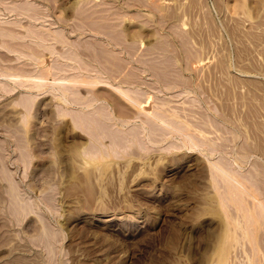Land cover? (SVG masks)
<instances>
[{"label":"rangeland","instance_id":"rangeland-1","mask_svg":"<svg viewBox=\"0 0 264 264\" xmlns=\"http://www.w3.org/2000/svg\"><path fill=\"white\" fill-rule=\"evenodd\" d=\"M155 1L0 0V264H263L264 0ZM54 76L70 78L69 103ZM100 79L138 90L139 105ZM149 100L215 136L212 158L258 191L246 183L238 202L221 190L208 153L147 122ZM104 110L152 139L127 128L125 153L87 162L83 145L116 133Z\"/></svg>","mask_w":264,"mask_h":264},{"label":"bare ground","instance_id":"bare-ground-1","mask_svg":"<svg viewBox=\"0 0 264 264\" xmlns=\"http://www.w3.org/2000/svg\"><path fill=\"white\" fill-rule=\"evenodd\" d=\"M141 1V0H140ZM142 1H144V0H142ZM147 1V0H146ZM151 1V0H150ZM155 1V0H154ZM156 2V1H155ZM141 3V2H140ZM145 5L147 4V3H144ZM149 7H150V5H148ZM243 6V5H242ZM240 9H241V7H240ZM239 9V10H240ZM158 49H161V48H158ZM42 70V69H41ZM44 71H46V69H44ZM44 71L42 72L41 71V73H37L36 75H32V76H34V77H36V79H35V81L36 82H33V85L35 86L36 84L37 85H44V84H46V82H45V75L43 74L44 73ZM48 71V70H47ZM16 75V74H15ZM20 76V75H19ZM76 77V76H75ZM74 77V78H75ZM77 78H79V77H77ZM99 78V77H98ZM98 78H96V79H98ZM64 79H67L68 80V82H69V80H70V78H68V77H66V76H54V79H53V81H54V83L56 82L58 85H53V87L54 88H56V89H58V90H56V91H61L60 93H61V97H62V99H63V101H65L66 103H69V101H68V99H67V97H66V88H68V87H66V85L62 82V80H64ZM76 79V78H75ZM80 79V78H79ZM60 80H61V82H60ZM74 80V79H73ZM81 80V79H80ZM100 80H102V81H104V82H107L108 83V85L110 86V87H112V88H114L115 90H117L119 93H121L124 97H126L131 103H133V104H136V105H139V101H137V99H136V95H135V93H137V91H136V89L135 90H133V89H131V88H129V87H123L122 85H120V84H116V85H113L110 81H108V80H104V79H100ZM26 80H24V82H25ZM72 81V80H71ZM79 81V80H78ZM78 81H76V82H78ZM98 81V80H97ZM20 82V81H19ZM29 82V81H28ZM32 82V81H31ZM87 82V81H86ZM93 82H95V81H93ZM36 83V84H35ZM53 83V82H52ZM63 83V84H62ZM70 83V82H69ZM4 85V87L6 86L7 87V85H5V83H3ZM25 84V83H24ZM49 84H51V83H49ZM68 84V83H67ZM26 85H29L30 87H31V85L30 84H26ZM32 85V86H33ZM56 86V87H55ZM72 86V85H71ZM74 87V86H73ZM73 87H71V88H73ZM77 88V87H76ZM76 88H73L72 90V92H74V89H76ZM53 90H55V89H53ZM63 90V91H62ZM55 91V92H56ZM78 91V90H77ZM136 91V92H135ZM141 91V90H140ZM54 92V93H55ZM76 92V91H75ZM70 94V93H69ZM73 95H78V92L77 93H72ZM76 95H75V97H76ZM80 95H81V93H80ZM72 96V95H71ZM73 97V96H72ZM78 97V99H79V96H77ZM82 98H83V96H82ZM92 98V99H91ZM91 98H89L88 99V103H91V105L93 104V102H95V101H97V104H98V102L100 101V104H101V102H102V105L104 104V106L107 108V109H109V108H111V106H110V102H108V100H106L105 98H97V97H91ZM73 99H77V98H74L73 97ZM72 99V100H73ZM78 99H77V101H75V102H78ZM92 101H91V100ZM27 100V99H26ZM28 101V100H27ZM81 101V100H80ZM79 101V102H80ZM86 102H87V100H86ZM86 102L84 103V104H86ZM147 103H145L146 104V106H142L141 108H140V110H139V112L140 113H143L144 115H147L149 118H147V117H145V119H149V120H147V122L149 121V123L150 124H152V126H153V124H157V126L155 125L154 127H159L160 129H162V130H164L165 129V131H162L163 133L165 132V133H168V132H172L173 134L174 133H176L177 135V137H181V138H183V142H184V144H187L189 147H191V148H195V149H198V150H201V151H204V152H206V153H208V154H206V156L208 157V160H209V166H210V169H211V172H212V178H213V180L214 179H219L218 181H220V182H223L224 184H225V186H224V184H223V186H222V183H221V190H222V188L223 187H225L226 188V190H224L225 192H227L228 193V195L229 196H232V197H234V198H236L237 199V201L238 202H242L243 201V198H245V197H243L242 198V196H241V193L244 195L245 193V190H243V189H246L244 186H246L247 187V184L246 183H249V182H244L243 181V179H241L240 177H243L244 175H247L248 176V174L246 173V174H241L240 173V176L238 177V173L237 172H235V171H237V170H239V169H237V170H235V171H233V170H231V167H229L230 168V170H229V168H227L226 166L228 165H224L223 163H225V161H221V160H223V156H222V159H220V157H217L216 159H214V158H212V155H213V153H214V150H215V148L213 147L217 142L216 141H218L217 139H216V137H215V140L216 141H214V140H211V139H214V137H212L210 134L208 135V133L209 132H205V134H207L208 136L207 137H210L211 136V138L209 139V138H206V139H209V140H211V142L208 140V142H207V140L205 139V137H204V135H203V133H201V134H199V133H196L195 131H193L192 129H190V128H188L187 127V125H185V124H182V122L181 121H178V120H173V119H171V118H169L168 116H166L165 115V113H163V110L160 108V110H162V111H159V110H157L158 108V106H156V105H154L153 106V104H152V102H151V100H149V101H146ZM87 103V104H88ZM99 104V105H100ZM90 105V106H91ZM90 106H89V108H90ZM94 106V105H93ZM96 106V105H95ZM94 106V107H95ZM103 106V107H104ZM156 106V107H155ZM92 107V106H91ZM93 108V107H92ZM100 108V107H99ZM155 108H157V109H155ZM101 109V108H100ZM100 109H99V111H100ZM104 108H102L101 110H103ZM90 110V109H89ZM88 111V110H87ZM102 112V111H101ZM100 112V115L101 116H103L102 115V113H104V115L105 114H110L111 115V117H112V119L113 120H111L110 121V119L109 118H107L106 117V120H108V121H110V124H107V126H109V125H111L110 127L113 129H111L110 130V132H106L105 131V129H107V128H104L103 126H104V124H103V122H100V125H101V123H102V126L101 127H103V129H104V131H103V129L101 130V127H100V129L98 128V130H99V132H98V130H97V136L98 135H100L101 133H104L105 134V132L107 133V135H108V137H110L109 138V142L107 143V144H105L104 142H102L101 140H100V136L102 137V135H100L99 137H97V141H98V144H94V145H91L90 146V144H85V145H83V148H82V150H83V152H81V153H84V155H85V157H86V161L88 162V160H87V157H89V159H91V158H94V157H96V156H98V155H102V154H105L106 156H108L109 155V153L111 152V154L113 155V156H117L118 157V153H119V151H123L125 148H126V146H129V143H130V141H132V139L131 138H129V136H126V135H129V134H127V128L129 129V131L128 132H131V133H133L132 135H134V136H136V137H138L140 140H141V142H142V140H145V141H147L148 139H152L151 138V133H155V132H153V130H151V129H149V128H153V127H151L150 126V124H149V128H147L146 126H145V124L144 123H141L140 125H136L135 124V126H133V124H132V122L134 121V119L135 118H132L133 116H129V118L128 117H126V118H121V117H116L115 115V113H114V111L113 110H110V113L108 112V113H105L106 112V110H104V112H102L101 113ZM138 112V113H139ZM93 113V112H92ZM91 113V114H92ZM139 113V114H140ZM86 114H88L87 112H86ZM79 115L80 116H82L81 115V113H79ZM96 115V114H95ZM97 115H98V113H97ZM107 115H105V116H107ZM79 116V117H80ZM88 115H86V117H87ZM105 116H103V117H105ZM88 117H90L91 119H89V120H92V118H94V116L92 115H89ZM135 117H137V115L135 116ZM142 118V117H141ZM150 118L152 119V120H154V121H152V122H150L151 120H150ZM78 119V118H77ZM88 119V118H87ZM95 119V118H94ZM93 119V120H94ZM102 119V118H101ZM103 119H105V118H103ZM96 120V122H97V120H98V118H96L95 119ZM136 120V119H135ZM144 120V119H143ZM208 120V119H207ZM206 120V121H207ZM100 121V120H99ZM98 121V122H99ZM84 122V121H83ZM95 122V123H96ZM145 122V121H144ZM154 122V123H153ZM92 123V122H91ZM109 123V122H108ZM193 123H195V122H193ZM198 123V122H197ZM199 123H201V122H199ZM120 124V125H119ZM204 124V123H203ZM206 124V123H205ZM213 124H216L215 122L213 123ZM219 124V123H218ZM89 125V124H88ZM194 125V124H193ZM196 125V124H195ZM217 125V124H216ZM90 126V125H89ZM127 126V127H126ZM137 126V127H136ZM147 126H148V123H147ZM201 126V125H200ZM207 126H208V124H207ZM207 126H205L206 128H207ZM97 127H99V125H97ZM105 127H106V125H105ZM124 127H126V130L124 129ZM195 127V126H194ZM214 127V126H213ZM217 127H219V126H217ZM216 126H215V128H217ZM89 128V127H88ZM196 128V127H195ZM202 127H200L199 129H201ZM209 128H210V126H209ZM159 129V130H160ZM198 129V130H199ZM211 129V128H210ZM156 130H158V128L156 129ZM201 130H203V129H201ZM207 130H209V129H207ZM207 130H204V131H207ZM109 131V130H108ZM112 131H115L116 133H113L112 134ZM147 131V132H146ZM161 131V130H160ZM160 131H156V132H160ZM213 131V130H212ZM211 131V132H212ZM210 132V133H211ZM162 133V134H163ZM213 133V132H212ZM109 134H112V135H110L109 136ZM159 134V133H158ZM157 133H156V135L155 136H157L158 135ZM161 134V133H160ZM162 134L160 135V136H162ZM213 134H215V133H213ZM115 135H116V137H115ZM166 135V134H165ZM217 135V134H216ZM219 135V134H218ZM103 136H106V134L105 135H103ZM154 136V137H155ZM159 136V137H160ZM159 137H158V139H159ZM220 137V136H219ZM134 138V137H133ZM156 138V137H155ZM160 138H162V137H160ZM218 138V137H217ZM104 139V138H103ZM139 139H137L138 141H139ZM157 139V140H158ZM219 139V138H218ZM106 140H107V136H106ZM136 140V141H137ZM103 141H105V140H103ZM213 141V142H212ZM140 142V141H139ZM138 142V143H139ZM140 142V143H141ZM152 142H153V140H152ZM171 142V141H170ZM170 142H169V144H167V146L168 147H170L171 148V145L172 144H170ZM174 142V141H173ZM175 142H177V141H175ZM216 142V143H215ZM219 142V141H218ZM89 143V142H88ZM133 143V142H132ZM137 142H136V144H138ZM143 143V142H142ZM141 143V144H142ZM163 143V142H162ZM213 143V144H212ZM215 143V144H214ZM131 144V143H130ZM134 144V143H133ZM141 144H139L138 145V147H140V146H142V147H140V148H143V144L141 145ZM157 144H159V143H157ZM176 144V143H175ZM178 144V143H177ZM218 144V145H217ZM216 145L219 147V143H217ZM132 145V144H131ZM145 145H147V144H145ZM152 145V144H151ZM153 145H154V143H153ZM166 145V144H165ZM175 145H174V143H173V146L172 147H174ZM220 148L221 149H223L222 148V145L220 144ZM162 147V146H161ZM164 147V146H163ZM162 147V148H163ZM176 147H180V146H177L176 145ZM217 147V148H218ZM224 147V146H223ZM129 148H130V146H129ZM128 148V149H129ZM165 148V147H164ZM190 148V149H191ZM127 148H126V151L128 150ZM133 150V149H132ZM219 150V149H218ZM125 151V150H124ZM123 151V152H124ZM130 151V150H129ZM223 151V150H222ZM133 152V151H132ZM216 152V151H215ZM221 152V151H220ZM125 153V152H124ZM240 154V153H239ZM255 154V153H254ZM220 155V154H219ZM218 155V156H219ZM120 156V155H119ZM240 156H242V155H240ZM242 157H244V158H246L245 156H242ZM225 158V157H224ZM207 160V161H208ZM225 160V159H224ZM236 160H237V158H236ZM235 160V161H236ZM241 160V159H240ZM91 162V161H90ZM241 162V161H240ZM240 162H238V163H240ZM234 163V162H233ZM242 163V162H241ZM240 163V164H241ZM235 164V163H234ZM229 165L230 166H232L230 163H229ZM237 166V165H236ZM233 168V167H232ZM257 170H258V168H257ZM240 171H241V169H240ZM237 173V174H236ZM244 173V172H243ZM250 173V172H249ZM253 172H251V174H252ZM259 173H262V172H260L259 171ZM250 174V175H251ZM264 174V173H263ZM241 175H243V176H241ZM254 175H256V172H255V174ZM252 176V178H254L253 177V175H251ZM251 176H250V178H251ZM259 176V175H258ZM216 177V178H215ZM243 178H247V179H249V176L248 177H243ZM258 178V177H257ZM257 178H256V180H257ZM250 180V179H249ZM252 181V180H251ZM250 181V182H251ZM220 182H216V183H220ZM245 183V185H244V183ZM255 182V181H254ZM253 182V184H256L255 186L251 183H249L250 184V186L249 187H247V189L248 188H250L251 189V191L252 190H254V192H255V190H257V189H255V188H258V184L257 183H254ZM213 184V183H212ZM213 186H214V184H213ZM215 186H217V184L215 185ZM219 186V185H218ZM253 186V187H252ZM254 188V189H252V188ZM260 187V186H259ZM217 188V187H216ZM259 189V188H258ZM243 190V191H242ZM261 190V189H260ZM218 191V190H217ZM247 191V190H246ZM258 191V190H257ZM262 191V190H261ZM249 192V191H248ZM223 193V194H222ZM227 193H224L223 191L221 192L220 191V193L219 194H221V195H224V196H219V197H224V199L226 198V196H227ZM251 193V192H250ZM252 193H253V191H252ZM257 193V192H256ZM249 196H250V194H248ZM258 195H259V193H258ZM258 195H253L252 197H257ZM245 196H247V194L245 195ZM259 197V196H258ZM257 197V198H258ZM221 198V199H222ZM229 198H231V197H229ZM246 198H248L247 200H249L250 201V198L247 196ZM261 199V198H260ZM254 200H255V198H254ZM258 200V199H257ZM225 201H226V199H225ZM248 201V202H249ZM252 202H253V200H251ZM250 201V202H251ZM263 199L262 200H258L257 202V206L255 205V207L254 208H256L257 207V210L256 211H258L260 214H258L257 212H254V213H257L258 215H260V216H258V217H256V219H259V221H257L258 223L262 220L261 219V217H262V215H263V213H264V203H263ZM251 202V203H252ZM221 203V202H220ZM223 203H225L224 202V200H223ZM251 203H250V205H251ZM255 203V202H254ZM254 203H252V207H253V205H254ZM241 204V203H240ZM235 205H237V204H235ZM244 205V204H243ZM239 207H240V205H238ZM242 208V207H241ZM253 208V209H254ZM239 210V209H238ZM250 210H251V208H250ZM255 210V209H254ZM254 210H252V212L254 211ZM240 211V213H241V210H239ZM239 211H237V213L239 212ZM248 211V210H247ZM248 213V212H247ZM244 214H246V212L244 213ZM251 214H253V213H251ZM262 214V215H261ZM238 215V214H237ZM235 216V215H234ZM232 217V216H231ZM241 217V216H240ZM240 217H236L237 218V222H238V218H240ZM250 217L248 216V219H249ZM263 218V217H262ZM232 219H234V218H232ZM240 219H243V216H242V218H240ZM252 219H254V218H252ZM252 219H250V220H252ZM256 219H255V222H256ZM261 219V220H260ZM244 220V219H243ZM243 220H242V222L241 223H244L243 222ZM235 221V220H234ZM248 221V220H247ZM252 222V221H251ZM247 223V222H246ZM261 223V222H260ZM239 224H240V222H239ZM264 224V223H263ZM235 225H238V224H235ZM256 225V224H255ZM237 227V226H236ZM235 227V228H236ZM247 227V226H246ZM261 227H263V226H261ZM235 228H233L234 230H235ZM238 228V227H237ZM236 228V229H237ZM244 229H245V225H244ZM243 229V230H244ZM262 229V228H261ZM264 229V228H263ZM246 230V229H245ZM244 230V231H245ZM253 230H254V228H253ZM247 231V230H246ZM245 231V232H246ZM248 231H249V229H248ZM263 231V230H262ZM262 231H260V232H262ZM245 232H243L244 234H245ZM255 232H256V230H255ZM259 232V231H258ZM234 233H236V232H234ZM240 233V232H239ZM247 233H250V231L249 232H247ZM237 234V233H236ZM242 234V233H241ZM250 236H251V234H250ZM235 237V236H234ZM245 237H246V234H245ZM239 238V237H238ZM243 238V237H242ZM247 238H249V237H247ZM251 238V237H250ZM235 239H237V238H235ZM248 240V239H247ZM236 241H238V239L236 240ZM239 241H240V239H239ZM246 241V240H245ZM248 241H252V239L251 240H248ZM254 241V240H253ZM244 242V241H243ZM237 243V242H236ZM235 243V244H236ZM247 243V242H246ZM250 243V242H249ZM234 244V245H235ZM245 244V243H244ZM248 244V243H247ZM251 244H253L252 242H251ZM255 244V243H254ZM237 246H238V244H236ZM236 245H235V247H236ZM252 248V247H251ZM261 248V247H260ZM253 250H254V248H253ZM255 251V250H254ZM253 251V252H254ZM257 251V250H256ZM260 251V250H259ZM241 252V251H240ZM245 255H246V253H245ZM249 257V256H248ZM262 257V256H261ZM254 258H258V257H254ZM254 258H252L253 260H254ZM245 259V258H244ZM251 260V259H250ZM262 260V259H261ZM241 261V260H240ZM263 264H264V261H263Z\"/></svg>","mask_w":264,"mask_h":264}]
</instances>
